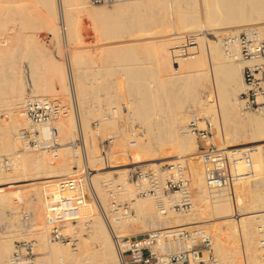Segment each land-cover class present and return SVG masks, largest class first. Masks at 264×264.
Here are the masks:
<instances>
[{
  "label": "rangeland",
  "instance_id": "rangeland-1",
  "mask_svg": "<svg viewBox=\"0 0 264 264\" xmlns=\"http://www.w3.org/2000/svg\"><path fill=\"white\" fill-rule=\"evenodd\" d=\"M86 1H88L87 6L90 9L92 7L107 9L109 14L106 19L101 20L102 29L107 30V23H110L111 27H114L112 28L113 30L120 31L119 34L115 31H113L115 33L112 31V33L109 32L110 35L106 31L100 32L94 21L89 20L87 13L83 10L84 7L82 4L84 0H74L73 3L75 6L74 9H71L72 15L71 17H67L65 21L66 26L67 24L69 25L71 21L76 28L74 33L69 36H67V29L63 31L59 25L58 0H0V40L7 38L8 43L5 45H8L10 48L9 52L6 54L0 53V128L9 123V121L11 122L12 118L10 115L14 113L11 109L12 106L9 105L11 103L10 98L12 96V86H14L15 72H18L24 84V96L26 100L24 104L26 105L28 100L40 98L32 94V89L35 83H46L43 78L45 61L52 58L58 63L63 64L67 74V80H69L67 84L69 83L68 86L70 85L69 92H67L68 94L58 93L55 95H44V97L58 100L63 105L68 106L69 111L67 114H72L75 120V127L77 128L73 131V137L71 136L67 142H63L61 136H59L61 132L57 125L58 122L54 121L49 124V127H56L59 130L58 141L60 146L58 148L62 149L64 146H69V148L74 151V159L72 160L73 165H71L73 172L67 175L68 178L60 179L59 184L61 186L62 183L73 180L79 187L82 186L81 184H83L86 178L84 180V176H81V174L88 170L87 162H89L90 171L92 173L91 176L97 185H99L106 202L109 200L107 202L109 205L105 203V206H109L111 209L113 208L114 211L130 212L129 215L133 214L132 216L135 217L136 211L133 208L135 198H147L150 196L140 194L142 192L141 188L144 187V183L137 182L136 179L132 177L134 172L139 170L145 172L157 171L161 172L162 176L166 178L170 173L168 172V168L171 163L174 164L173 162L176 163L179 161L185 165L189 180L190 171L187 164L189 159L196 158L197 160H201L200 154L194 156L190 155L187 160L185 158H167V160L164 158L165 156L160 153L161 150L159 147L162 144L161 142H163L162 140L165 142L168 138L169 120L177 107L187 102L188 98L193 95L199 98L203 96L205 102H207V98L217 102L223 100L225 94H237L236 96L240 98V95L246 90V86L238 85H236L234 89L228 82L226 76L221 73L222 71L217 72L220 68V60L216 59L214 61L215 63H213L211 60L212 58L208 55L207 58L206 56L204 57L205 62L209 64L208 67L203 68L205 69L204 72L187 78L181 77L182 70L180 68L176 65L174 66V64H172L170 68L167 62L163 60L162 44L165 43L166 40L173 41L177 53L179 52L177 48L178 45L179 49H192L194 58H184L182 56L183 54L181 55L179 54L180 52L178 53L180 60L183 62L197 60L200 54L199 50L204 48L203 45L206 41L213 47L219 45L224 55L223 45L226 47V45L229 44L230 49L232 47L233 51L236 52V49H239L237 46L240 47L239 42H237L238 45H235L229 42L228 39L238 37L241 32L248 27H258L260 32L263 30L261 34L264 39V0H156L153 6L146 7L142 9L141 12L135 14L114 11V8L118 5L117 3L132 0L101 5H92L91 0ZM233 7H237V13H252V16L258 19L251 22L253 25L236 27L239 25L230 24L227 20L230 9ZM171 11H175L174 14L180 18L182 17L185 23L186 21L188 22V25L186 27L184 26L182 29L181 26L177 28L170 24L168 16L172 14ZM163 16H165V18ZM55 21L56 25H54ZM57 28L58 33L56 34L54 30ZM102 32H104V34L106 33V35H103ZM99 34L100 37H98ZM108 35L109 38H107ZM192 42H195V44L191 45L190 43ZM66 49L70 64L72 63L70 69H72L71 72L73 71V75L75 74L74 78L71 76L72 73L69 76L68 65L65 60ZM241 58H243L242 55ZM216 63H218V65H216ZM252 63L253 62L248 61L246 64L250 65ZM260 63H264V59L260 60ZM173 67L178 69L175 70ZM217 67L219 68L217 69ZM69 77L73 80L74 89H72ZM79 84L81 89H78ZM231 89H234L235 92ZM72 94H75L77 111H74L72 107ZM14 106L15 105H13V107ZM24 106H22L20 110H23ZM113 107L119 110V116L116 118L117 129L121 135V137H119L121 143L127 145L126 149H129L127 152H133L136 147H140V142L138 141L142 139V136H140L134 124L142 120L146 122L150 121L152 124L154 128H152L153 134H155L154 137L156 138V140L155 138L152 139L154 142H152V145L155 144V150H160L159 153L155 151L157 155L154 154V156L158 157H155L156 159L154 158L155 162L153 158L150 159V162L148 161L151 164L137 165L133 162L127 164L128 166L137 165L133 171L129 170V168L126 169L127 181L130 183L127 187L131 188L130 195H125L123 193V190L127 188H125L123 180L121 179L120 170L117 169L118 166L108 158V154L115 142L113 143V140L111 141L109 138L110 136L107 135V131L104 134L97 133L102 129L103 114L111 116L110 110ZM216 107L212 108V110H208L209 112L207 111L206 114V108H203V106L189 107L190 109L187 110V128L190 121V114L192 112H198L202 117L199 123L200 128H205L206 121L212 124L211 138L207 140L209 144L215 145L216 148L225 151L237 152L247 150L251 152L253 176L245 177L238 181V183H235L229 188V197H224L216 201L215 206L217 204L220 206V215L222 216L218 219L214 217V219H209L210 221L208 220L207 222L209 224L206 222H193L188 225L168 226L160 225L157 220L145 219V221L141 220V222L143 221L142 223L139 222L136 224V234L123 236L121 238L171 228H181L187 231L203 230L211 237L213 253L219 260L220 257L214 247V237L209 226H221L226 230L227 227L230 226L229 223L232 222L236 227V235L233 236L235 239L239 241L242 240L244 229H247L250 237L257 239L260 264H264V146L256 145L258 142L264 141V126L256 124L252 126L243 125L236 120L221 115L224 114L223 111L218 105H216ZM215 108L216 110L220 109L222 112L219 110L218 113L215 114L217 112ZM213 109L216 112H213ZM10 111H12L11 114ZM210 111L212 112L210 113ZM248 113L257 117L263 115L255 111H249ZM131 114L133 119H131ZM23 126L18 128L17 134L15 133L16 136H18L21 129L27 128L29 125ZM44 127L46 126L40 127L41 135L43 138H48L42 132ZM79 128L83 130L82 132L85 140L84 151L82 148L75 146ZM188 131L195 139L197 152L200 153L201 147L204 145V140L189 129ZM247 132L253 133L255 138L247 140L245 138ZM123 133L129 135V138L125 135L128 141L124 138ZM93 134L97 137L96 139ZM133 134L136 135V147H132L130 144ZM16 136L15 138H17ZM139 137L141 138L140 140H138ZM119 138H115L114 140L117 141ZM156 141H158L157 145L161 141V144L158 145L159 147L157 146L158 149L156 148ZM17 143L19 145H17L18 148L16 150L18 152L21 151L20 154L32 153V151L33 153L35 151H41L42 153L43 151V153L50 155V153L41 149H26L23 147L20 140ZM95 146L97 147V151H94ZM77 149L78 151H76ZM138 149L139 148L135 149V151ZM93 153L100 155V157L93 160ZM20 154L18 155L21 156ZM18 155H15V153L12 155L4 153L0 155V161L8 159L10 162L12 158H16ZM79 159L80 162L78 161ZM54 162L55 161H53V163H45L40 168L38 176L32 178L26 185H15L10 188L11 191L24 188L22 189L24 193L31 190V193L27 197L29 203L28 208H24L21 211L19 210V213L17 212L20 220L25 221L22 223L23 225L21 224V228L16 227V230L19 228L18 230L21 231L18 235H15V238L13 237L12 254L18 243L23 241H34L36 253L35 264H39V242L37 238L34 237L29 239L23 238V235H25L27 231H22V229L28 227V222L30 221L28 214L30 217H34L35 215V210L38 205L37 201L40 199L37 196L40 195L39 197H41V187L45 185V181L48 179V177H46L47 170L55 165ZM237 168L241 173L247 171L243 162H239ZM34 173L35 172H32V174ZM80 180H83V182ZM203 181L204 184H206L204 173ZM106 182L107 184L109 183L108 187L105 185ZM189 184L191 194L196 195L197 188L191 184L190 180ZM121 186L122 189L120 188ZM89 192L90 190L88 193ZM90 194L91 192L87 194L89 196L88 198L93 199L92 194ZM178 195H181V193L170 191L164 195V199L165 202H167V208L174 212V216L181 215V218H185L187 214L192 213L191 210H193V207L185 210H175L174 206L180 204V197H178ZM150 198H155L156 200V197L151 196ZM209 202L212 203L210 196ZM169 205H171V207ZM168 209H165L166 212L162 213V216H167L168 213H170ZM209 209L212 210L211 208ZM18 215L14 213L11 216L18 217ZM25 216H28V218ZM212 221L214 224H212ZM223 222L224 224H221ZM73 223V225H77L78 221ZM3 224L4 223L0 220V232L2 233L9 230L6 225L4 224V226ZM4 229L5 231H3ZM20 234L23 236V239ZM67 236L68 238L63 243L61 242L62 245L71 243V246L76 248L78 236H73L72 234ZM85 237H88L87 233ZM53 243L61 244L60 242ZM233 247H231V249H233ZM81 255L82 253H80L79 256ZM242 258V262L245 264L243 248ZM219 262H221V260H219Z\"/></svg>",
  "mask_w": 264,
  "mask_h": 264
},
{
  "label": "bare ground",
  "instance_id": "bare-ground-1",
  "mask_svg": "<svg viewBox=\"0 0 264 264\" xmlns=\"http://www.w3.org/2000/svg\"><path fill=\"white\" fill-rule=\"evenodd\" d=\"M58 2L60 4L64 20L66 21L67 17H71L72 15L71 9H74L75 6L73 3L74 0H58ZM87 2L88 1L84 0L82 4V6L84 7L83 10L87 13L88 19L94 21L95 25L97 26V29L99 28L98 30L100 32L106 31L108 34L111 31L112 32L115 31L112 29L114 27H111L110 23H107V30L102 29L103 26L101 24V20L107 18V15L109 14L107 9L93 8V7H92L93 9L92 8L90 9L87 6ZM155 2L156 0L124 1L122 3H117L118 5H116L114 11L116 12L119 11L123 13L125 12L126 14L128 13L135 14L141 12L142 9L146 7L153 6V3ZM236 8L233 7L230 9V13L227 16L228 23L236 24V25L238 24L239 26L236 27H242L245 25H253L251 24V22L258 19L253 17L252 13L251 14H247L246 12L237 13ZM171 12L172 14L168 16L170 24H172L177 28L181 26L182 29L184 26L186 27L188 25V22L186 21L185 23V20H183L182 17L181 19L180 17L174 14L175 11L174 12L171 11ZM58 13L60 15V11H58ZM163 17L165 18V16ZM55 23L56 21L54 22V25H56ZM74 26L75 25L71 21L69 22V25L67 24L66 26L65 24L64 29L65 30L67 29L66 30L68 33L67 36L72 35L74 33V31L76 30ZM54 32L57 34L58 28L54 30ZM115 32L119 34L120 31H115ZM102 33L103 35H106V33L105 34L104 32ZM109 35L108 37L107 36L106 37L109 38ZM98 37H100V34ZM7 43H8L7 38L0 40L1 54H6L9 52L10 50L9 46L5 45ZM231 43L238 45L237 41H231ZM190 44L194 45L195 42H192ZM203 47L204 48L202 50L201 49L199 50L200 54L197 60L183 62L180 60L178 53L180 52L179 54L181 55L183 54L182 56L184 58H190V57L194 58L192 49L190 50L188 48H186L185 50L179 49V45H178L177 48L179 52L177 53L174 42L171 40H166L165 43L162 44V58L165 62H167L170 68L172 64L180 68L182 70L181 77L187 78L189 76L199 75L205 71V69L203 68L208 67L209 64L208 62H205L204 57L206 56L207 58L208 55L212 58L211 60L213 63H215L214 61L216 59L220 60L219 61L220 63L218 62L220 68L217 67V69L219 68L218 69L219 71L217 69L216 70L217 72L222 71L221 73H223L226 76L228 82L231 84L233 88L236 87V85L246 86L243 77V70L247 66L246 63L248 61L241 58V50L239 46H237L239 49H236V52H234L232 47L230 49L229 44L226 45V47L225 45H223V50H224L223 52L225 53V55L222 54L219 45L213 47L209 44L208 41H206L204 42ZM218 63H216V65H218ZM173 68L175 70L178 69L176 67ZM71 73H72L71 76L74 78L75 74L73 75V71ZM66 76L67 74L63 64L58 63L52 58L47 59L44 63V74H43V78L45 79L46 83H35L32 89V94H34L36 97H40L39 99H42V98H49V97H44V95L47 94L55 95L58 93L65 94L69 92L68 90L70 85L68 86L69 83L67 84V81L69 80H67ZM12 87H13V90L11 92L12 96L10 98L11 103L9 106H12L11 109L13 110L14 113L10 111V114L11 113L13 114L10 115L12 118L11 122L9 121V123L5 124L0 128V155H3L4 153L6 154L8 153V155H12L14 153L15 155L20 154L21 151L18 152L16 150L18 148L17 145H19L17 142H19L20 140L19 138L20 132L18 133V136H16L17 134L16 132L18 131L19 127H22L23 125H29V121L27 120L24 113V108H25L24 103L26 101L24 96L25 87L20 79V75H18V72H15L14 86ZM78 87H79L78 89H81L80 84L78 85ZM234 89L231 90L235 92ZM236 95L237 94H225L224 99L217 102H214L213 100H210L208 98H207V102H205V98L203 99V96L201 98L195 95L189 97L187 102L178 106L177 109L171 115V118L169 120V131L167 132L168 138L167 140H165V142L164 140H162L164 143L160 141L162 144L159 142L158 145L161 144L160 147L157 145L158 141H156V148L157 146L160 148L161 150V151L159 150L160 153L163 156H165L164 158L166 159L185 158L187 160V158H189L190 155L194 156L196 154H200L197 152V144L195 142V139L193 138V136H191L187 128V119H188L187 110L190 109L189 107L192 106L193 107L203 106V108L205 107L206 108L205 114H206L208 110H212V108L218 105L225 114V115L221 114L223 116L236 120L243 125L252 126L253 124H256V125L264 126V112L261 113L263 114L262 116L257 117L255 115L249 114L248 113L249 111H244L243 102L241 98H239ZM13 105L15 106L13 107ZM22 106H24V108L23 110H20ZM215 110L213 109V112L217 111L215 113L217 114L220 109L219 110L217 109L216 111ZM211 112L212 111H210V113ZM110 115L111 116H107V114H103L102 129L97 133L104 134L107 131V135L110 136L109 138L111 139V141L113 140L112 142L113 143L115 142L111 151L108 154V158L110 159L111 162L117 165L118 166V167L116 166L117 169L120 170L121 179L123 180V184L125 188H127L123 190V193L125 195H130L131 188L127 187L129 186L130 183L127 181L126 169L129 168V170L133 171V169L135 170V167L137 165L149 163L151 161L150 160L151 158L154 159L156 157L154 156V154L157 155V153H159L158 150H155L154 147L155 144L152 145L153 142L152 139L155 138L154 137L155 134H153L154 128L150 123V121L146 122L145 120H142L140 122H136L134 126L138 130L140 136H142V139L140 137L138 139V140L141 139L140 141H138L140 142L139 143L140 147H136L137 145L135 146L136 147L135 149L137 148L139 149L135 151V149L133 148L134 151L133 152L131 151L132 153L129 151L130 152L129 153L127 152L129 149L128 150L126 149L127 145H123L119 138L121 137V135L117 129V119H116L119 116L118 108L113 107L110 110ZM131 119L133 118L131 117ZM74 121L75 120L72 114H66L65 116H62L57 120L58 122L57 125L61 132L59 136H61L63 142H67L71 138V136L73 137V131L74 129H77L75 127ZM81 125H82V121H81ZM43 126L46 127L43 128L42 132L46 137L49 138L51 136V127H49V124ZM123 134H124V138H126V141H128L127 137H125L126 133ZM15 136L17 138H15ZM126 136H128L129 138V135ZM254 136L255 135L253 133L247 132L245 138L247 140L248 139L252 140L253 138H255ZM94 138L96 139L97 137L94 135ZM115 138H119V139H117L116 141L114 140ZM256 145L264 146V141L258 142ZM76 151H78V149ZM94 151H97L96 146L94 147ZM155 151H157V153ZM20 155L21 156L18 155L16 158H12L10 160L8 164L9 168H4L3 165L0 168V216H1L0 220L2 221V223L6 225L7 229H9L8 231L6 230V232L3 233L0 232V264H11L13 237L15 238V235H18L21 231L18 230L19 228L16 230V227L21 228L22 227L21 224L25 221V220L24 221L20 220L17 212L19 213V210L21 211L24 208H28L29 203L27 197L31 193L30 192L31 190L26 191L24 193L22 191V189L24 188L18 189L17 191H11L10 188L11 186H15V185L24 186L26 185V183H29L32 178L38 176V174L40 173V168L47 162L53 163V161H55L54 162L55 165L47 170L46 177H48V179L47 181H45L46 182L45 185L41 187V193H40L41 197H39L40 195L37 196L40 199L39 201H37L38 205L35 210L34 217H30V215L28 214L30 220V221L28 220L29 221L28 227L27 228L24 227L25 228V229L23 228L24 230L22 229V231H27V233L23 235L24 237L20 234L21 238L22 237L28 239L32 237L37 238L39 242L38 250L40 252L39 264H122L121 254L119 253L116 245L118 240H120L121 237L123 236H128V235L131 236L132 234H136L137 233V231L135 230L136 224H138L139 222L142 223L143 221H145V219L157 220V222H159L160 225L171 226V225H188L193 222L207 223L208 220L209 219L211 220L213 217L218 219L219 217L222 216L220 215L221 213L220 211L221 209L219 208L220 206H218V204L215 206L216 202L214 203L209 202V192L206 184H204L203 181L204 165L201 160H197L196 158H191L189 159V162L187 161L190 171L189 180L191 184L197 188L196 195L191 194V203L193 210H191L192 211L191 214H187V217L181 218V215L178 216L175 214L176 216H174L173 215L174 212H172L170 209L167 208L166 205L167 202H165L163 194L156 197V200L155 198H150L152 195H149L150 197L147 198L136 197L135 203L133 204L134 205L133 208L136 211L135 217L132 216L133 214L129 215L130 212L125 213L126 211L125 212L118 210L114 211L113 208L112 210L111 207L105 206V203H107L109 200L106 202V200L104 199V194L101 192L99 185H97V183L91 176L92 173L90 171L89 162H87L88 170L81 174V176H84L83 178L84 180L86 178L84 182L83 180H80L83 182V184H81L82 186L79 187L76 183L75 186L73 187H70L69 185H63V183L60 186L59 180L68 178L67 175L73 172L71 165H73L72 160L74 159V151L70 149L69 146H64L62 147V149L58 148L55 154H50L51 157L49 154L47 155L43 153V151L42 153L41 151L40 152L35 151L34 153L32 151V153H22ZM86 157L88 159L87 153H86ZM99 157L100 155H96L95 153L92 154L93 160ZM155 159L153 160L154 162ZM78 161L80 162V159ZM0 162L2 163L4 161L1 160ZM129 162H133L137 165L128 166L127 164ZM31 170L32 172L35 173L32 174ZM87 188L90 190L93 199L88 198L89 196L87 194H89L90 192L88 193L89 190ZM120 188L122 189V186ZM176 193H180V192H176ZM65 197H71L82 202L81 215L76 220L78 221V224L73 225L74 224L73 222L68 221L60 226L61 231L65 236L70 234H72L73 236H78L77 238L78 244L76 243L77 244L76 248H73L71 246V243L67 245H62L63 242L62 243L60 242L61 244H55L53 242H58V241H53L50 236L52 227L49 225L48 219L50 217L52 210L57 208L59 201ZM178 197H180V203H181L182 196L178 195ZM107 204L109 205V203ZM169 206L171 207V205ZM209 208H211L212 210H210ZM165 209H168L170 213H168L167 216H162V213L166 212ZM14 213H16L18 217H12L11 215ZM9 215L11 218L9 217ZM28 216L25 217L28 218ZM141 220L143 221L141 222ZM224 222L221 224H224ZM212 224H214V222ZM229 225L230 226H228L226 230L221 226H216V225L209 226V229H211L214 237L213 239L215 245L214 247L216 249L218 256L220 257L219 260H221L220 263L243 264L242 262L243 259L242 248H243V252L245 254V264H260L261 262L259 259L260 255L258 253L259 251H258L257 239L250 237L247 229H244L242 233V240L239 241L233 237L236 235L235 225L232 222H230ZM171 229H177V228H171ZM3 231H5V229ZM154 232L155 231L149 233H154ZM86 233L88 237H85ZM231 247H233V249H231ZM162 248L163 251L165 252L174 249V247L168 242L162 244ZM80 253H82L81 256H79Z\"/></svg>",
  "mask_w": 264,
  "mask_h": 264
},
{
  "label": "built area",
  "instance_id": "built-area-1",
  "mask_svg": "<svg viewBox=\"0 0 264 264\" xmlns=\"http://www.w3.org/2000/svg\"><path fill=\"white\" fill-rule=\"evenodd\" d=\"M122 0H91L92 5L109 4ZM59 4V2H58ZM59 25L64 31L65 20L59 4ZM229 42H239L243 59L253 62L243 70L246 90L240 95L244 111L264 112V39L257 27H248L238 37L229 38ZM185 50V48H183ZM68 72L71 75V64L66 49L65 53ZM72 89L73 80L70 78ZM72 107L77 111L75 94H72ZM69 107L58 100L49 98H35L26 102L24 113L29 121V126L20 130L19 138L25 148L44 150L55 154L60 143L59 130L51 128V136L43 138L40 127L57 121L67 114ZM132 117V114L130 115ZM202 117L198 112H192L188 129L204 140L200 150L201 161L204 165L206 186L211 201L214 203L221 198L229 197V188L241 179L253 176V160L251 152L225 151L208 144L211 138L212 124L206 121L205 128H200ZM136 135H132L131 146L137 145ZM75 146L85 150V140L81 128L78 129V138ZM243 162L247 169L238 171V163ZM9 160L0 163L4 168H9ZM170 172L166 178L161 172L142 170L136 171L132 177L137 182L144 183L141 195L158 197L170 191L180 192L181 203L174 206L175 210H185L192 207L191 189L187 170L183 163L176 162L168 168ZM63 185L75 186L73 180H68ZM108 187L107 182L105 183ZM110 187V186H109ZM82 211V202L71 197L62 198L57 208L53 209L48 219L52 227L50 236L53 241L64 242L68 236L61 231V225L71 221L76 222ZM171 244L174 249L163 251L162 244ZM34 241H23L16 245L11 257V264H34L36 259ZM117 249L121 254L122 264H220L213 253L212 239L203 230L187 231L185 229L158 230L134 237H124L118 240Z\"/></svg>",
  "mask_w": 264,
  "mask_h": 264
}]
</instances>
